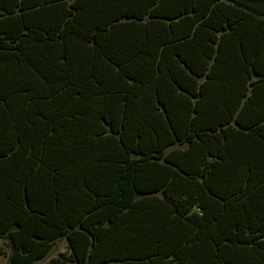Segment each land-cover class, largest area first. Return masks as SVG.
Returning <instances> with one entry per match:
<instances>
[{"label": "trees", "instance_id": "obj_1", "mask_svg": "<svg viewBox=\"0 0 264 264\" xmlns=\"http://www.w3.org/2000/svg\"><path fill=\"white\" fill-rule=\"evenodd\" d=\"M0 239L264 264V0H0Z\"/></svg>", "mask_w": 264, "mask_h": 264}, {"label": "rangeland", "instance_id": "obj_2", "mask_svg": "<svg viewBox=\"0 0 264 264\" xmlns=\"http://www.w3.org/2000/svg\"><path fill=\"white\" fill-rule=\"evenodd\" d=\"M0 246L5 249L6 255L0 256V264H10L9 256L10 249L6 243V241L0 239ZM67 242L65 240L59 241L54 248L52 249L50 255L43 261L38 262V264H49L51 258L59 256L61 253L67 252Z\"/></svg>", "mask_w": 264, "mask_h": 264}, {"label": "crops", "instance_id": "obj_3", "mask_svg": "<svg viewBox=\"0 0 264 264\" xmlns=\"http://www.w3.org/2000/svg\"><path fill=\"white\" fill-rule=\"evenodd\" d=\"M38 264V263H37Z\"/></svg>", "mask_w": 264, "mask_h": 264}]
</instances>
